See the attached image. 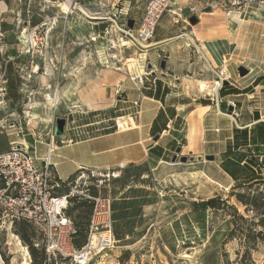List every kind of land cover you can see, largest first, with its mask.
Returning a JSON list of instances; mask_svg holds the SVG:
<instances>
[{"label":"rangeland","instance_id":"374dc122","mask_svg":"<svg viewBox=\"0 0 264 264\" xmlns=\"http://www.w3.org/2000/svg\"><path fill=\"white\" fill-rule=\"evenodd\" d=\"M8 1L9 10L0 12V155L10 144L26 142L40 159L53 153V137L56 148L62 142L105 135L116 130L114 119L120 116L127 117L128 131L140 109L134 106L138 100L132 96L139 93L130 77L150 65L157 68L151 70L150 81L156 75L171 81L172 90L216 97L219 78L208 46L197 41L204 57L184 35L197 39L201 34L218 43L221 24H229V17L239 27L231 39L239 48L243 30L251 25L241 13L264 8V0H172L175 13L163 16L147 44L152 46L145 49L130 43L111 21L140 20L148 0L79 1L104 18L97 21L77 11L61 14L55 6L62 0H49L53 5L47 0ZM170 59L171 64L160 69L161 61ZM250 59L254 77L263 73L264 67L257 66L264 60V39ZM222 72L229 82H221L224 91L233 80L229 67ZM59 120L66 124L63 137L56 135ZM189 123L192 140L198 121L192 116ZM185 125L177 128L181 145L160 168L137 164L81 172L57 191L70 196L74 224L89 223L86 244L92 232H107L101 226L91 229L95 205L87 195L111 202L115 241L102 250L92 235L96 250L90 255L86 250L82 264H264V160L259 162L262 180L246 186L219 180L214 156L199 160L182 151L174 163L176 149L185 145ZM47 242L40 227L13 221L0 208V256L5 264H77L59 254L47 255ZM67 250L81 249L72 243Z\"/></svg>","mask_w":264,"mask_h":264},{"label":"crops","instance_id":"0c3cea01","mask_svg":"<svg viewBox=\"0 0 264 264\" xmlns=\"http://www.w3.org/2000/svg\"><path fill=\"white\" fill-rule=\"evenodd\" d=\"M2 5L9 10L8 0H2ZM241 14L243 19L250 20L251 25L243 30L240 49L231 40L238 32V24L229 17V24L227 21L221 24L218 43H211L201 34L195 36L208 46L217 71L226 66L230 68L232 87L219 91L217 98L200 91L187 94L172 90L171 81L168 83L154 73L153 77L159 83L153 87L147 85L144 89L135 124L127 132L118 133L114 129L105 135L57 145L51 154V165L59 179L67 182L81 172L127 165L149 164L160 168L173 154V148L181 145L178 140L181 131L178 129L185 122L183 154L187 152L188 156L199 160L214 156L217 177L225 183L246 186L262 180L259 162L264 160V121L255 122L253 113L259 111L261 117L264 116V108H261L264 105V72L251 80L246 77L250 74L249 60L256 49L261 48L264 39V8ZM236 51L239 52L235 55ZM167 64H171V59ZM257 67H264V60ZM241 68L247 70V76L241 75ZM132 99L135 101L140 97L135 94ZM231 108L238 118L231 116ZM192 116L198 123L191 140L189 118ZM169 126L173 127L172 135L167 131ZM157 137L159 140L155 141Z\"/></svg>","mask_w":264,"mask_h":264},{"label":"built area","instance_id":"2783aa9c","mask_svg":"<svg viewBox=\"0 0 264 264\" xmlns=\"http://www.w3.org/2000/svg\"><path fill=\"white\" fill-rule=\"evenodd\" d=\"M62 1L77 5L82 0ZM173 6L172 0H148L142 18L135 20L133 29L128 27L130 19H127L125 23H119L118 20L111 22L124 38L134 46L140 47L141 43H150L166 13H175L172 11ZM5 10L8 9L3 6L2 13L6 12ZM153 68L152 71L155 72L156 66L154 65ZM152 71L148 72L146 69L141 75L130 77V82L140 97V101L134 103L136 107H141V101L144 99L142 91L146 88V84L149 83L152 87L156 85V79L153 81L149 79L152 77ZM231 105L235 110V105L233 103ZM234 110L231 116L238 118ZM10 146L8 152L0 155V185H2L0 208H5L13 221H23L40 227L48 239L45 249L47 255L59 254L62 257L74 259L77 264H82L80 260L85 256L84 252L88 250V255H90L96 248L91 245L92 232L88 244L81 250L73 252L67 250L69 245L72 246L76 229L72 219L66 216L70 196H57V191L68 182L61 181L55 168L47 160L48 158H38L36 150L31 151L32 149L26 142L25 145L12 143ZM87 199L95 205L91 229L101 226L111 234L108 239L101 238L99 243L101 248L108 247L115 241L112 235L111 202L108 199L95 198L90 195H87ZM61 203L64 204L61 205Z\"/></svg>","mask_w":264,"mask_h":264},{"label":"bare ground","instance_id":"6f19581e","mask_svg":"<svg viewBox=\"0 0 264 264\" xmlns=\"http://www.w3.org/2000/svg\"><path fill=\"white\" fill-rule=\"evenodd\" d=\"M47 3H48V4H52L53 2L47 0ZM52 5H53V4H52ZM55 7L58 8V9H60L61 14H64V15H70L71 13H75V11H77V12H79L81 15H83L84 17H86V18L89 19V20H96V21H97V20H100V19H104V18H101V17H96L97 14H93V13H91L90 11H88V10L82 8V7H81L80 5H78V4H77V5H74V4L72 5V4H69V3L64 2V1H59V2L56 4ZM2 9H3V5L0 4V12L2 11ZM229 16H230L231 18H232V17L234 18L233 13H231ZM243 20H244V19H243ZM184 36L187 38V41L189 42L188 45H190V44H194V46L197 47L199 53L205 57V55L203 54L201 48L197 45V41L199 42V39H198V38H197V39H194V38H193L191 35H189V34H188V35H184ZM33 44H34V46H36V45H37V41L34 40V41H33ZM139 46H140L141 48L148 49V48L151 47L152 45L147 46V44H143V43H141V45H139ZM36 70H38V68H37ZM212 70L214 71L215 75L219 78V79H218L219 82L216 84V85H217V88L215 89V96L218 97L219 89L222 87V83H221V82H223V81H227L228 79L224 77V75H223L224 72L219 73V72H217V71H216L215 69H213V68H212ZM255 75H256L255 71L251 70V71H250V74L247 76V78L251 80V78H254ZM43 79H45V77H44ZM248 79H247V80H248ZM44 85H45V84H44ZM44 85H43V86H44ZM48 89H50V87H48ZM47 97H48V101H49V102H52V101H53V99L50 97V95H48ZM54 102H55V101H54ZM135 118H136V115L133 116V117L131 118V120H130V123H132L133 125L135 124ZM262 120L264 121V116L262 117ZM127 121H128L127 117H124V116H120V117L115 118V119H114V123H115V127H116V132H118V133H124V132H127V130H126V128H125V124H127ZM139 128H140V127H139ZM53 140H55L54 137H53ZM54 143H55V142L53 141V145H51V151H53L54 148H55ZM18 145H23V144H18ZM56 147H57V146H56ZM47 160L51 163V155L49 156V158H48ZM63 204H64V203H61V205H63ZM109 234H110L109 232H104V233H102V234H101V233H100V234H95V233H93V235H95V242H96V245L99 246V243H100V241H101V238H106V239H108V238H109ZM91 245H92V244H91ZM92 246H93V245H92ZM110 246H111V244H110ZM110 246H108V247H104V248H101L100 246H99V247H100L102 250H106V249H108ZM93 247L95 248V246H93ZM102 250H101V251H102ZM84 255H85V254H84ZM84 257H85V256H84ZM183 258H185V259H191L190 255H184ZM82 263H83V262H82ZM0 264H5L4 261L1 259V256H0Z\"/></svg>","mask_w":264,"mask_h":264},{"label":"water","instance_id":"95a60500","mask_svg":"<svg viewBox=\"0 0 264 264\" xmlns=\"http://www.w3.org/2000/svg\"><path fill=\"white\" fill-rule=\"evenodd\" d=\"M192 22L195 23V20H192ZM134 26H135V20H129L128 21V27L130 29H133ZM166 68H167V61H161V63H160V69L165 70ZM151 70H153V66L152 65H150L148 67V71H151ZM239 72L241 73L242 76L247 75V70H245L244 68H241L239 70ZM223 85L224 86H228L229 85V82L228 81H223ZM230 111L232 112V108L230 109ZM253 118H254V121L255 122H259V121L262 120V117H261V114H260L259 111H256V112L253 113ZM65 125L66 124H65V121L64 120H59L58 121L57 129H56V135H57V137H63L64 136V133H65ZM158 140H159V137H157L155 139V141H158ZM182 151H183V149L181 147H178L176 149L175 155L172 158V161L174 163L177 161V159L181 155ZM181 160H182V162L186 163L187 162V157H183ZM211 160H213V158Z\"/></svg>","mask_w":264,"mask_h":264},{"label":"trees","instance_id":"16d2710c","mask_svg":"<svg viewBox=\"0 0 264 264\" xmlns=\"http://www.w3.org/2000/svg\"><path fill=\"white\" fill-rule=\"evenodd\" d=\"M106 134H108V133H106ZM76 176L77 175H74V176L70 177L67 182L73 181ZM57 196H61V195H57ZM89 202H90L89 204L92 205V202L91 201H89ZM210 204H211L210 202L209 203H206V204L203 205V207L210 206ZM77 208H80V207H77ZM71 212H72V210H70L68 208L67 211H66V216L68 218H71ZM74 226H75L76 232H75V235H74L73 244H74V246L77 249H82L86 245V239H87V233H88L89 223L83 225V227H80L79 225H75V224H74Z\"/></svg>","mask_w":264,"mask_h":264}]
</instances>
